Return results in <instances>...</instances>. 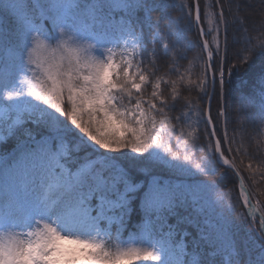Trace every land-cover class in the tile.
Returning a JSON list of instances; mask_svg holds the SVG:
<instances>
[{
	"label": "snow or ice",
	"instance_id": "obj_1",
	"mask_svg": "<svg viewBox=\"0 0 264 264\" xmlns=\"http://www.w3.org/2000/svg\"><path fill=\"white\" fill-rule=\"evenodd\" d=\"M218 4L0 0V264H264V18Z\"/></svg>",
	"mask_w": 264,
	"mask_h": 264
},
{
	"label": "trees",
	"instance_id": "obj_2",
	"mask_svg": "<svg viewBox=\"0 0 264 264\" xmlns=\"http://www.w3.org/2000/svg\"><path fill=\"white\" fill-rule=\"evenodd\" d=\"M181 0H177V3H180ZM184 3L190 4L193 2V0H183ZM217 0H200V5H201V10L202 13L208 10V5L209 4H216ZM222 6L225 9V13L227 15L228 10L231 9L232 12L235 14V16H238L241 20H243L245 17H247L248 21L252 24L259 25V22L262 18H264V0H219V4L217 5L216 8L212 9L213 11H218L219 7ZM238 6V8H237ZM179 13L176 12L174 15H178ZM229 19H232L231 16H229ZM206 23V20L204 21ZM192 39L196 40L197 39V34L193 33ZM255 36V33H253ZM149 48H151V44L148 45ZM199 52V49H194L192 52L188 54L189 60H192L193 57H196ZM157 64L161 68V71L158 73L159 75H164L165 73H168L170 63L166 58H162L157 61ZM180 64L182 67L179 68V72L184 73L185 68L191 67V71L186 73V76L191 77L192 79H195L196 73L199 72V68L196 67L195 65H189L188 61H181ZM146 67H150V65L145 64ZM176 80L177 77L175 75H165V80L168 79ZM162 89L165 90V94L167 95L168 91H170V87L166 84L161 85ZM233 89H234V94L239 95L240 92L246 90V86L242 83V80L240 78H237L234 81L233 84ZM151 88L147 89L146 96L150 94ZM181 93L182 96L185 98H189L192 100H198V95L197 91H189L187 89V85L185 84L184 86L181 87ZM2 106V105H0ZM183 108V101H181V104L177 107V110L175 115L179 114V111ZM184 111H187L186 108H183ZM229 131L231 132V126L229 127ZM240 139V134L237 133V140ZM245 143L243 145L245 152H251L254 153L257 157V159L249 160L248 156H240L239 154H236V163L239 167H244L248 163H253L254 166L259 168V157L264 156V151L262 147L259 148L258 150V141L261 139L259 136L255 135L253 131V125L251 122L248 123V128L247 132L245 133ZM233 147H238V143L234 142ZM246 169V168H245ZM247 170V169H246ZM247 172V171H246ZM243 175H245L246 180L245 183L248 181L247 175L243 172ZM162 180H171L173 182L177 181V177L174 175H169L167 173L162 174L160 177ZM180 179H183L185 183H189L190 181L188 180L187 177H181ZM210 179L214 180L216 183H218L221 186L222 191H228L233 187L231 181L235 179V177L232 175V173H228L227 175L224 174V169L220 170V173H218L217 176L215 177H210ZM248 186L250 187L249 183H247ZM201 204L203 205L204 208L208 210L209 213L212 212V204H211V199H210V194L202 191L201 192ZM260 200H264V195L260 196ZM130 231V230H129ZM125 238L128 236V232H125ZM140 264H156V262L153 261H143L140 262Z\"/></svg>",
	"mask_w": 264,
	"mask_h": 264
},
{
	"label": "rangeland",
	"instance_id": "obj_3",
	"mask_svg": "<svg viewBox=\"0 0 264 264\" xmlns=\"http://www.w3.org/2000/svg\"><path fill=\"white\" fill-rule=\"evenodd\" d=\"M260 137V136H259ZM261 138V137H260ZM264 151V147H262ZM242 168H244L242 166ZM247 170L244 168V173L247 175L248 177V181L247 183H249V181H251V183H249L250 187L253 188L254 192H258V193H264V177L260 176L259 171H257L255 173L254 176L250 175L248 172H246ZM264 195V194H262ZM261 196V195H260ZM260 196L258 197V199H260Z\"/></svg>",
	"mask_w": 264,
	"mask_h": 264
}]
</instances>
